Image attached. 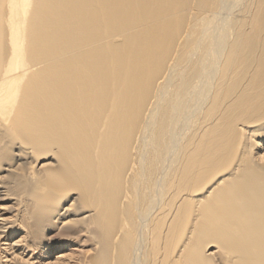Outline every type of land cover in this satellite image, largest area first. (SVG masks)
Returning <instances> with one entry per match:
<instances>
[{
  "label": "bare ground",
  "instance_id": "bare-ground-1",
  "mask_svg": "<svg viewBox=\"0 0 264 264\" xmlns=\"http://www.w3.org/2000/svg\"><path fill=\"white\" fill-rule=\"evenodd\" d=\"M0 264H264V0H0Z\"/></svg>",
  "mask_w": 264,
  "mask_h": 264
}]
</instances>
